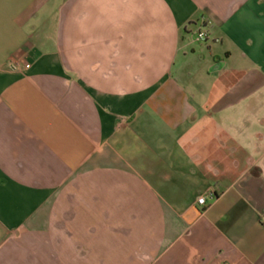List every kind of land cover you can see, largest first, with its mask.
Here are the masks:
<instances>
[{
  "label": "crops",
  "instance_id": "crops-1",
  "mask_svg": "<svg viewBox=\"0 0 264 264\" xmlns=\"http://www.w3.org/2000/svg\"><path fill=\"white\" fill-rule=\"evenodd\" d=\"M263 215L264 0H0V264H264Z\"/></svg>",
  "mask_w": 264,
  "mask_h": 264
},
{
  "label": "built area",
  "instance_id": "built-area-1",
  "mask_svg": "<svg viewBox=\"0 0 264 264\" xmlns=\"http://www.w3.org/2000/svg\"><path fill=\"white\" fill-rule=\"evenodd\" d=\"M203 24H206V21L204 19H201L200 22V27H198L195 32L192 34L191 36V41L194 42H205L207 39V34L206 32L201 28L203 26ZM25 67H28V65H26ZM11 69H15L16 65L15 64H11L10 65ZM207 195L209 196H213V194L211 192H207ZM196 202L198 204H205V195H200L197 197ZM260 223L261 225L264 227V215L260 218Z\"/></svg>",
  "mask_w": 264,
  "mask_h": 264
}]
</instances>
